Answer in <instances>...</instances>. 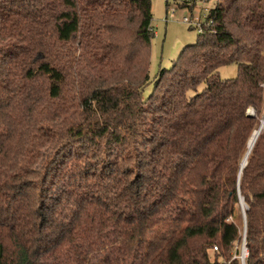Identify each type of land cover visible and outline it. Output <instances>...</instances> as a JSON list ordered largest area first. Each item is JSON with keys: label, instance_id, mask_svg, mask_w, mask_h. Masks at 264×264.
Masks as SVG:
<instances>
[{"label": "trees", "instance_id": "obj_1", "mask_svg": "<svg viewBox=\"0 0 264 264\" xmlns=\"http://www.w3.org/2000/svg\"><path fill=\"white\" fill-rule=\"evenodd\" d=\"M152 20L151 0H0V264H147L165 216L221 232L160 264H243L241 198L245 264H264V129L241 172L264 0H217L145 95Z\"/></svg>", "mask_w": 264, "mask_h": 264}, {"label": "rangeland", "instance_id": "obj_2", "mask_svg": "<svg viewBox=\"0 0 264 264\" xmlns=\"http://www.w3.org/2000/svg\"><path fill=\"white\" fill-rule=\"evenodd\" d=\"M151 1L152 25L155 35L151 41L149 72L151 83L147 86L145 95H149L153 90V83L159 71L161 69L172 70L175 61L186 46L194 44L198 40V28L190 26L189 23L184 21V18L202 20L205 9H210L217 4V0H193L194 6L190 9L187 6L182 7L189 0ZM218 71L223 79H232L237 77L238 66L237 64L225 65L220 67ZM202 85L199 90H202ZM189 93L190 96L195 94L193 91ZM250 112L254 113L252 109H250ZM262 118H260V124ZM164 218L162 221L155 220L150 223L148 232L150 255L147 264H160L161 262L171 261L175 256L176 248L189 233L202 231L215 235L221 232V229L217 226L196 225L188 222L178 224L173 220L169 221L167 216ZM231 220L229 219V222ZM242 248L243 243L241 254Z\"/></svg>", "mask_w": 264, "mask_h": 264}, {"label": "water", "instance_id": "obj_3", "mask_svg": "<svg viewBox=\"0 0 264 264\" xmlns=\"http://www.w3.org/2000/svg\"><path fill=\"white\" fill-rule=\"evenodd\" d=\"M249 112V115H254V113H251L250 112V110L248 111ZM259 130H260V133H261V131L264 129V126L262 127V126H259V128H258ZM259 133V134H260ZM259 136V135H258ZM250 152H251V150L246 154V156L244 157V160H243V162H242V167H241V172H242V168L246 165V163H247V158H248V156H249V154H250ZM240 172V173H241ZM241 210H242V213H243V217H244V242H243V248H242V254H241V256H240V258L242 259V262H243V264H245V257H246V255L244 256V252H243V249L245 248L246 249V247H245V244H246V230H247V225H246V206H245V204H244V201H243V198H241ZM247 251V250H246Z\"/></svg>", "mask_w": 264, "mask_h": 264}, {"label": "built area", "instance_id": "obj_4", "mask_svg": "<svg viewBox=\"0 0 264 264\" xmlns=\"http://www.w3.org/2000/svg\"><path fill=\"white\" fill-rule=\"evenodd\" d=\"M207 10L208 9H205V13L203 14L202 20L196 19V18L190 19L188 17H185L184 21L189 23L190 26L198 28V32L203 33L204 32V26L203 25H209L211 23V21L209 23L205 22L206 16H207ZM214 249L217 250V246H215Z\"/></svg>", "mask_w": 264, "mask_h": 264}, {"label": "bare ground", "instance_id": "obj_5", "mask_svg": "<svg viewBox=\"0 0 264 264\" xmlns=\"http://www.w3.org/2000/svg\"><path fill=\"white\" fill-rule=\"evenodd\" d=\"M260 126H262V127L264 126V116H263V118H262V120H261V124H260ZM259 133H260V130H259V129H256V130L253 132V134L251 135V137H250V139H249V142H248L247 153H248L250 150H252V148H253V146H254V144H255L257 138H258ZM247 153H246V154H247ZM243 252H244V256H245V255H246V249H245V248L243 249Z\"/></svg>", "mask_w": 264, "mask_h": 264}]
</instances>
